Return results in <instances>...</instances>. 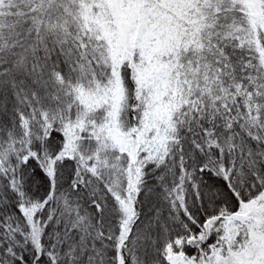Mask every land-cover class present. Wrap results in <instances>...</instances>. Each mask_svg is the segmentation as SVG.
<instances>
[{"label": "snow or ice", "instance_id": "1", "mask_svg": "<svg viewBox=\"0 0 264 264\" xmlns=\"http://www.w3.org/2000/svg\"><path fill=\"white\" fill-rule=\"evenodd\" d=\"M0 264H264V0H0Z\"/></svg>", "mask_w": 264, "mask_h": 264}]
</instances>
